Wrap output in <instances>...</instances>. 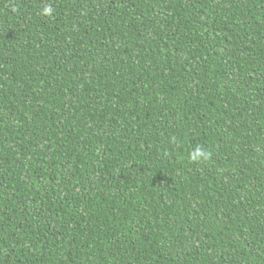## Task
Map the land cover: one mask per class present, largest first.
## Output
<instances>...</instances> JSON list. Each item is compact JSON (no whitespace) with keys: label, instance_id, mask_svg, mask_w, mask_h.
Instances as JSON below:
<instances>
[{"label":"trees","instance_id":"16d2710c","mask_svg":"<svg viewBox=\"0 0 264 264\" xmlns=\"http://www.w3.org/2000/svg\"><path fill=\"white\" fill-rule=\"evenodd\" d=\"M0 264H264V0H0Z\"/></svg>","mask_w":264,"mask_h":264},{"label":"clouds","instance_id":"9594fccd","mask_svg":"<svg viewBox=\"0 0 264 264\" xmlns=\"http://www.w3.org/2000/svg\"><path fill=\"white\" fill-rule=\"evenodd\" d=\"M53 8L51 6H46L44 8V14L51 16L53 14ZM175 142V138H173ZM189 159L192 163H203L205 161H210L212 159L211 150H206L202 145H197L195 149L189 154Z\"/></svg>","mask_w":264,"mask_h":264}]
</instances>
